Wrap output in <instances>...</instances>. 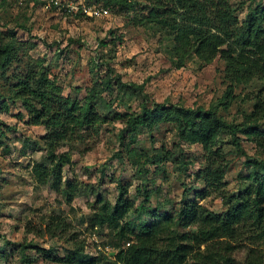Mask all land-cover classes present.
Here are the masks:
<instances>
[{"label": "rangeland", "instance_id": "rangeland-1", "mask_svg": "<svg viewBox=\"0 0 264 264\" xmlns=\"http://www.w3.org/2000/svg\"><path fill=\"white\" fill-rule=\"evenodd\" d=\"M41 1L45 3L0 0V18L6 23L2 30L14 28L19 39L33 44L32 48H26L21 68L31 62L37 71H46L65 96L84 97L86 88L105 76L109 64L124 81L144 82L151 100L166 106L172 103L207 108L217 105L219 113L229 122L244 121L245 113L252 111L257 98H264V76L255 66H251L245 77L237 79L227 69L225 57L217 54L207 60L196 52L184 65H173L172 42L167 31L148 18L144 22L140 20L141 15H148L151 0H137L135 9L127 12L111 7L103 16H91L81 8L102 4L103 0ZM231 2L242 19L249 0ZM66 3L79 8L69 10ZM14 81L0 75V92H10ZM75 87H81L82 91L76 92ZM103 96L112 103V111L106 113L107 119L98 134L82 138H77L80 136L77 134L54 144H49L44 137L47 132L44 124L28 121V111L20 100L3 102L4 98L0 97V264H23L21 244L30 245L28 250L35 253L32 264H67L43 257L38 253V246L55 248L52 253L56 256L64 255V248L72 247L74 241H84L85 251L94 256L100 253L98 244L116 251L113 244L118 239L114 238L113 231L107 225L91 227L90 218L102 204L98 198L110 203L116 201L120 180L129 185L135 206L143 198L138 187L144 185L152 191V207L161 201L162 210H174V213L194 200L222 212L226 208L222 196L238 193L249 184V168L244 157L233 150L229 129L223 130L217 139V146H221L229 159L223 187L217 191L197 177V172L207 163L202 145L179 143L172 125L167 123L154 134L145 129L141 131L134 146L151 152L163 144L176 151L177 159L186 164L169 160L160 164V170L151 164L147 166L148 174H142L128 154L129 146L118 136L124 122L115 116L128 106L138 110L140 100L132 92L123 95L117 89L111 94L103 92ZM222 99L225 103L219 104ZM238 135L247 153L264 159V150L245 134ZM50 148L53 152H49ZM63 153L70 161L64 163L60 177L50 175L46 182L37 181L35 164L44 161L51 167ZM73 183V197L67 200L65 191ZM202 190L206 192L199 193ZM50 216H59L66 224L50 230L47 225ZM174 229L184 232L194 231L196 227L182 223ZM72 233L77 234V239L71 238ZM244 249L240 246L235 250L239 264L244 261Z\"/></svg>", "mask_w": 264, "mask_h": 264}, {"label": "trees", "instance_id": "trees-1", "mask_svg": "<svg viewBox=\"0 0 264 264\" xmlns=\"http://www.w3.org/2000/svg\"><path fill=\"white\" fill-rule=\"evenodd\" d=\"M103 1L102 4L109 9L117 6L126 12L134 10L137 2ZM231 1L151 0L148 15H141L140 20L144 22V18H148L167 31L172 42L171 61L177 67L184 65L194 52L207 60L220 54L227 61V69L235 73L237 79L245 77L252 70L251 66L264 76V2L249 0L247 11L240 19L235 3ZM3 24L6 23L0 18V75L15 81L10 92H0V97L4 98L3 102L20 100L28 111V121L45 125L47 132L44 137L49 144L66 137L69 140L77 134H80L77 138L98 134L107 119L106 113L112 111V103L103 96V92L111 94L117 89L123 95L132 92L140 100L138 110L128 106L126 111H118L115 116L124 122L118 136L123 144L129 146L128 154L142 174H148L147 166L151 164L160 170V164L169 160L185 163L177 159L176 151L163 144L151 152L134 146L141 131L145 129L154 134L164 123L172 125L179 143L202 145L207 163L197 172V177L210 189L221 191L229 163L221 146H217L223 130L231 131L233 150L244 157L250 182L238 193L222 196L226 206L222 212H215L196 200L180 206L175 213L174 210L166 212L161 209L164 205L161 201L151 206L152 191L144 185L138 187L143 198L135 206L129 185L120 180L116 201L110 203L98 198L102 204L90 218L91 227L107 225L113 231L114 238L118 239L113 244L116 259L127 264H239L235 250L244 246V261L240 264H264V159L247 153L238 135L245 134L264 150V98H257L252 111L245 113L244 121L229 122L219 113L217 105L207 108L204 105L172 103L166 106L151 100L145 92L144 82L124 81L109 64L105 76L95 79L86 88L84 97L65 96L46 71H37L31 62L26 68H21L22 56L33 44L19 39L14 28L3 31ZM19 25L25 26L23 23ZM75 91H82V88L75 87ZM224 103L222 99L219 104ZM49 152H53V148ZM68 161L70 157L63 153L58 156V162L51 163V167L44 161L36 163L34 173L38 176L37 181L46 182L50 175L59 178L64 163ZM51 169L53 172L50 174ZM74 186V183L67 186V200L72 199ZM48 220L50 230L66 224L59 216H50ZM182 223L195 225L196 230L180 232L174 229ZM71 238L77 239V234L72 233ZM127 241L130 243L126 244ZM84 244V241H74L72 247L64 248L65 253L61 256L53 255L55 248L38 246L37 249L43 257L67 264H113V259L106 252L99 250V255L94 256L85 251ZM29 246L21 244L19 247L23 264H32L36 257L28 250Z\"/></svg>", "mask_w": 264, "mask_h": 264}, {"label": "built area", "instance_id": "built-area-1", "mask_svg": "<svg viewBox=\"0 0 264 264\" xmlns=\"http://www.w3.org/2000/svg\"><path fill=\"white\" fill-rule=\"evenodd\" d=\"M67 9H78V5L72 4V3H66ZM82 10L86 12L87 14L91 16H103L107 15L110 11V9L103 4H97V5H82L81 6ZM130 241H127V244H129ZM99 249L104 250L107 252L109 255L112 253V251L109 249L108 246L101 247V245L97 246ZM113 259V264H127L125 261H122L120 259H116L114 256H111Z\"/></svg>", "mask_w": 264, "mask_h": 264}, {"label": "clouds", "instance_id": "clouds-1", "mask_svg": "<svg viewBox=\"0 0 264 264\" xmlns=\"http://www.w3.org/2000/svg\"><path fill=\"white\" fill-rule=\"evenodd\" d=\"M98 245H99V244H98ZM98 245H97V246H98ZM99 250H100V251H104V250H102V249H98V252H99ZM111 251H112V250H111ZM104 252H105V251H104ZM106 253H107V252H106ZM114 253L116 254V251H112V253H111L110 255H109L108 253H107V254L109 255V257H111V256H114V257H115V254H114Z\"/></svg>", "mask_w": 264, "mask_h": 264}]
</instances>
